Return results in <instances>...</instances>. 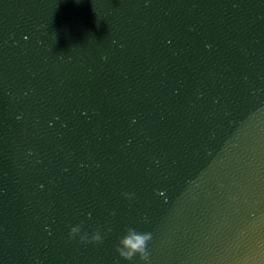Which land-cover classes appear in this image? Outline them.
I'll use <instances>...</instances> for the list:
<instances>
[{"label":"water","instance_id":"95a60500","mask_svg":"<svg viewBox=\"0 0 264 264\" xmlns=\"http://www.w3.org/2000/svg\"><path fill=\"white\" fill-rule=\"evenodd\" d=\"M0 264H264V0H0Z\"/></svg>","mask_w":264,"mask_h":264},{"label":"clouds","instance_id":"9594fccd","mask_svg":"<svg viewBox=\"0 0 264 264\" xmlns=\"http://www.w3.org/2000/svg\"><path fill=\"white\" fill-rule=\"evenodd\" d=\"M80 231L79 227H74L71 229L70 236L78 234ZM86 237H81L85 239ZM152 239L151 233H140L133 228L127 229V234L119 240V244L116 247V252L124 260H131L134 256L138 255L141 260L148 259V251L146 246L148 242ZM101 236L96 233L92 236L91 242H100Z\"/></svg>","mask_w":264,"mask_h":264}]
</instances>
